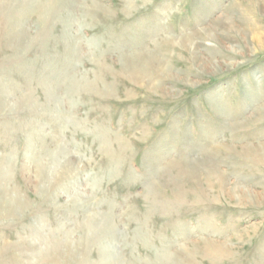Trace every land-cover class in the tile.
I'll return each instance as SVG.
<instances>
[{"label": "rangeland", "instance_id": "1", "mask_svg": "<svg viewBox=\"0 0 264 264\" xmlns=\"http://www.w3.org/2000/svg\"><path fill=\"white\" fill-rule=\"evenodd\" d=\"M263 37L264 0H0V264H264Z\"/></svg>", "mask_w": 264, "mask_h": 264}, {"label": "bare ground", "instance_id": "2", "mask_svg": "<svg viewBox=\"0 0 264 264\" xmlns=\"http://www.w3.org/2000/svg\"><path fill=\"white\" fill-rule=\"evenodd\" d=\"M94 8V7H93ZM255 15V14H254ZM264 38V37H263ZM259 39V41H261L262 39L259 37L258 38ZM261 39V40H260ZM259 45V44H258ZM261 46V45H260ZM153 60L151 59V62H152ZM149 63V62H148ZM153 63V62H152ZM203 64H204V62H203ZM216 64V63H215ZM147 62L145 63V64H137V63H135V62H133V63H131L130 65H129V68H130V72L132 73V75L133 76H135V75H144L145 73H146V71H147ZM161 66H160V70H163V68H165V66H163V64L161 63L160 64ZM204 67V66H203ZM167 68V67H166ZM205 69V68H204ZM157 70V69H156ZM155 70V71H156ZM158 71V70H157ZM167 71V70H166ZM137 82V81H136ZM155 86H157V84H154V87ZM0 105H1V107L3 106V103H0ZM264 112V111H263ZM261 116V115H260ZM258 149H259V152H260V154H259V156H258V159H260V160H264V147H261V146H259L258 147ZM249 150H250V148H249ZM248 151V150H247ZM251 151V150H250ZM249 151V152H250ZM257 156V155H256ZM40 165V164H39ZM66 165H68V164H66ZM70 165H68V168L70 169ZM58 169V168H57ZM55 171L58 173V171L55 169ZM60 171L61 172H63L64 173V171L63 170H61L60 169ZM47 171H46V169L44 168L43 170H42V172H41V174L43 175V174H45ZM51 173H54V171L53 170H51V169H49L48 170V175L49 174H51ZM50 176V175H49ZM39 178V177H38ZM59 179V178H58ZM40 180H41V178H40ZM51 180V179H50ZM40 182V181H39ZM38 182V183H39ZM53 182V181H52ZM56 182V181H55ZM41 183H42V181H41ZM54 183V182H53ZM94 187V186H93ZM19 195V194H18ZM18 195H8V194H6V193H3V192H1L0 191V215H4V214H15V213H17V211H19V210H22V209H24V207H25V205H26V203L24 202V200H22V198H21V196L19 197ZM24 199V198H23ZM18 214V213H17ZM16 215V214H15ZM105 225H106V227H109L110 225H109V223H108V221H106V223H105ZM114 228V227H113ZM94 237V236H93ZM92 237V238H93ZM222 247H224V245H222ZM221 252L223 253L224 252V248L221 250ZM220 252V253H221ZM102 255H103V257H104V260H105V262L106 263H108V262H112V260L114 259V258H116V259H119L118 258V256H117V254L114 252V250H110V249H103L102 250ZM170 259V258H169ZM103 264V263H102Z\"/></svg>", "mask_w": 264, "mask_h": 264}]
</instances>
